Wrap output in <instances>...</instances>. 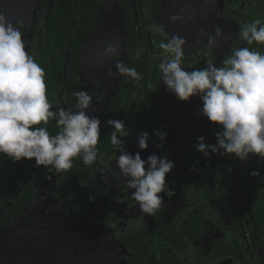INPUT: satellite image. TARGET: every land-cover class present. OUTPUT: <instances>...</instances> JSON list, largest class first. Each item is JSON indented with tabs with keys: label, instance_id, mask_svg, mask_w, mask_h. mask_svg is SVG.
I'll use <instances>...</instances> for the list:
<instances>
[{
	"label": "flooded vegetation",
	"instance_id": "flooded-vegetation-1",
	"mask_svg": "<svg viewBox=\"0 0 264 264\" xmlns=\"http://www.w3.org/2000/svg\"><path fill=\"white\" fill-rule=\"evenodd\" d=\"M82 1L74 0L67 22L61 69L48 66L56 80L47 95L53 110L73 111L78 110L76 91L92 95L89 115L101 120L97 148L103 160L85 166L76 157L64 173L35 164L0 210V241L11 242L18 227L36 221L46 230L40 235L45 247L35 263L24 264H264V159L252 155L242 162L234 154L205 157L197 151V138L204 136L205 143L216 144L221 126L199 114L203 106L199 96L184 102L168 92L159 69L164 62L159 43L176 35L187 41L182 67L189 72L206 67L208 60L220 67L237 48L264 54V44L248 45L238 35L243 25L264 21V0H96L85 6L90 15ZM39 6L29 52L38 64L46 30L39 27L35 32V27L49 21L53 0H41ZM181 9L186 17L194 15L173 23L171 15ZM117 11L125 40L119 60L141 74L139 83L123 75L109 78V69L117 71V60L96 56L97 49L109 44L103 37L93 40L96 30ZM153 24L163 26L164 34L153 30ZM217 26L224 39L209 49L200 30L214 36ZM137 49L142 50L139 56ZM52 58L49 55L50 64ZM108 119L125 121L130 134L122 139L133 155L139 152L146 160L153 153L166 154L175 162L160 194L164 203L155 215L140 211L131 198L135 190L121 178L116 162L120 153L111 145ZM47 125L59 130L55 120ZM154 130L167 132V139L161 141ZM142 131L151 137L147 150L138 146ZM161 143L162 149L156 146ZM254 170L259 177L250 175ZM20 197L22 204L9 211Z\"/></svg>",
	"mask_w": 264,
	"mask_h": 264
},
{
	"label": "clouds",
	"instance_id": "clouds-1",
	"mask_svg": "<svg viewBox=\"0 0 264 264\" xmlns=\"http://www.w3.org/2000/svg\"><path fill=\"white\" fill-rule=\"evenodd\" d=\"M185 9L171 15L173 23L191 19L193 14L184 15ZM152 29L164 34L163 26L151 25ZM26 22L18 19L13 23L5 12L0 11V153L15 162L35 159L37 167L51 166L57 173H64L73 166V159L81 157L85 166L92 165L98 156V142L101 137V120L97 115H89L93 97L88 91L75 92L77 111L59 108L53 110L48 100L45 70L35 58L26 52V41L22 29ZM239 37L248 45L264 44V21L255 19L242 26ZM200 36L208 39L207 47L215 48L224 39L223 29L217 26L215 35L204 29ZM200 42L199 40L197 41ZM184 37L176 35L159 43L163 50L164 62L159 64L162 81L166 90L178 100L188 102L199 96L203 106L199 114L213 124L221 126L215 133L217 143H205V137L197 138L195 149L208 157L210 153L220 156L235 155L240 161L247 162L250 156L264 159V54L248 47L237 48L227 55L222 66L217 67L212 60L206 67L186 71L182 65L185 56ZM141 49H137L139 56ZM119 43H109L96 56L116 59V72L108 70L107 76L115 78L123 75L137 83L142 79L134 67L119 60ZM50 119L55 120L59 131L52 135L46 127ZM112 127L111 145L120 154L116 157L121 178L129 189H134L131 198L138 203L140 211L155 215L161 208L165 192L166 177L175 168V162L167 155L153 153L142 159L139 152L135 155L126 150V140L130 132L123 120L108 119ZM161 140L167 139V132L154 130ZM151 137L147 131L138 136V146L147 150ZM163 148V144H157ZM147 165V168H146ZM251 176L259 177V171ZM106 182V180H105Z\"/></svg>",
	"mask_w": 264,
	"mask_h": 264
},
{
	"label": "water",
	"instance_id": "water-1",
	"mask_svg": "<svg viewBox=\"0 0 264 264\" xmlns=\"http://www.w3.org/2000/svg\"><path fill=\"white\" fill-rule=\"evenodd\" d=\"M78 1L79 0H77V4ZM40 2L41 0H0V11L5 12L13 23H15L18 19H23L26 22V28L21 30L23 33L22 38L26 41V52L30 51L33 28L36 21V10L40 7ZM110 20H113V23L110 22ZM104 21L103 24L96 30V36H94L93 40L103 37L104 40L106 39L109 41L108 43H119L121 55L118 59H120L123 50L125 51L124 24L122 15L119 11H117V15H113L112 18L109 15V19L108 17H105ZM102 60L111 59L103 58ZM66 64H68V62H66ZM38 225L39 224L36 221L27 223L18 227L19 229L12 234L14 239H12L11 242L10 240H4L5 243L0 241V264H24L35 263L37 261V258L39 257L38 254L41 249L45 247V245L39 244V246L35 248L33 247L34 242L32 243L30 238L34 233L43 235L44 232H46V230L42 228L44 226L41 227L39 225L38 227ZM55 251H57V248Z\"/></svg>",
	"mask_w": 264,
	"mask_h": 264
},
{
	"label": "trees",
	"instance_id": "trees-1",
	"mask_svg": "<svg viewBox=\"0 0 264 264\" xmlns=\"http://www.w3.org/2000/svg\"><path fill=\"white\" fill-rule=\"evenodd\" d=\"M96 0H83L81 7H85L86 4L94 5ZM74 0H53V8L49 21L43 24V21L37 22L35 32L39 27H43L46 31L43 35L44 46L42 59H40L39 65L45 70V82L46 87L52 86V81L56 80L55 77L48 74L47 69L50 65L53 69H61L63 65V43L67 29V22H69L72 12ZM88 11V8L85 7ZM81 13V12H80ZM77 18V22L80 23L81 15ZM89 14V11H88ZM90 15V14H89ZM88 15V16H89ZM65 17V19H64ZM255 43V42H254ZM253 43V44H254ZM31 47V46H30ZM30 52V51H29ZM53 56L52 62L48 59L49 55ZM56 54V55H55ZM47 66V67H46ZM59 69V70H60ZM49 70V69H48ZM49 75V76H48ZM52 76V77H50ZM46 127L49 133L52 131L54 135L59 131L55 127L51 128L49 125L37 126ZM50 127V128H49ZM55 130V131H54ZM35 166V159L32 160L23 159L20 162H13L11 158L0 153V210L14 197V193L18 190L22 182L26 179L27 175L32 171ZM23 197H25L23 195ZM24 199L19 201L9 211L13 212L15 208L22 204ZM2 224L0 223V229Z\"/></svg>",
	"mask_w": 264,
	"mask_h": 264
},
{
	"label": "rangeland",
	"instance_id": "rangeland-1",
	"mask_svg": "<svg viewBox=\"0 0 264 264\" xmlns=\"http://www.w3.org/2000/svg\"><path fill=\"white\" fill-rule=\"evenodd\" d=\"M37 232V231H36ZM42 236V235H41ZM40 235H38L37 233H34L33 236H31L30 238V241L33 243L34 242V245L33 247L37 248L40 245H44L43 243V238H41Z\"/></svg>",
	"mask_w": 264,
	"mask_h": 264
}]
</instances>
